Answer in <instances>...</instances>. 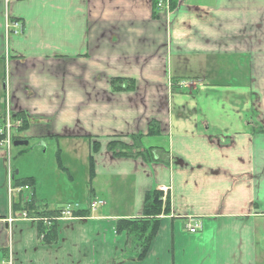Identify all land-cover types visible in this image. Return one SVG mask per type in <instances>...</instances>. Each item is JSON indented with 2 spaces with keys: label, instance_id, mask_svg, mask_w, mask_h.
Returning a JSON list of instances; mask_svg holds the SVG:
<instances>
[{
  "label": "crops",
  "instance_id": "obj_1",
  "mask_svg": "<svg viewBox=\"0 0 264 264\" xmlns=\"http://www.w3.org/2000/svg\"><path fill=\"white\" fill-rule=\"evenodd\" d=\"M7 1L22 32L5 33L0 0V128L8 110L25 122L13 133L22 146L62 143L80 161L82 144L87 204L76 208L103 205L57 221L56 243L41 244L37 222L12 215L11 202H64H46L34 179L9 200L0 150V264L9 254L13 264H264V0L158 10L159 0ZM113 79L133 89L114 91ZM152 121L160 134L147 137ZM139 134L145 149L167 154L144 162L107 151L114 137ZM159 188L170 212L138 262L116 224L141 218L144 194Z\"/></svg>",
  "mask_w": 264,
  "mask_h": 264
},
{
  "label": "trees",
  "instance_id": "obj_2",
  "mask_svg": "<svg viewBox=\"0 0 264 264\" xmlns=\"http://www.w3.org/2000/svg\"><path fill=\"white\" fill-rule=\"evenodd\" d=\"M114 91H126L133 89L132 81L113 79L111 82ZM25 128V122L21 129ZM160 134V127L156 121H152L148 125L147 137H155ZM143 135H132L120 139L114 137L109 141L106 148L116 158H140L144 162H158L159 148L145 149L142 146ZM16 140V138H15ZM99 150L98 143L91 144L92 153ZM167 154L163 151V156ZM89 172L92 173L93 159L90 155L88 158ZM34 180L30 179L25 182L13 178V188L27 186L29 189L33 187ZM20 196V194H17ZM11 213L25 214L27 218L37 220V238L41 244L52 245L57 241V230L55 219L60 216L62 207L58 206L54 209H48L46 205L37 206L35 202L29 198L28 200L19 197L17 203L11 202ZM170 212L169 197L164 196L158 190H150L144 194L142 205V216L139 219L119 220L116 224V234H125L126 243L124 252L135 261H142L149 250V247L157 234L160 217L168 215ZM72 216L75 218H86L89 216V211L74 210ZM46 221V222H45ZM47 222L51 225H47Z\"/></svg>",
  "mask_w": 264,
  "mask_h": 264
},
{
  "label": "rangeland",
  "instance_id": "obj_3",
  "mask_svg": "<svg viewBox=\"0 0 264 264\" xmlns=\"http://www.w3.org/2000/svg\"><path fill=\"white\" fill-rule=\"evenodd\" d=\"M156 141L158 142L157 146L163 148L165 142ZM35 143L31 141L28 146L17 147L12 145L9 155H6L7 160L11 162L10 168L14 172H18L15 176L16 181L21 180L25 182L34 179L36 192L46 202H50L51 205L56 201L64 202L59 204L54 203L55 208L58 206L64 208L68 205L83 208L87 204V187L84 183V171H82V153L84 151L82 144L80 147L81 159L79 161L69 156L71 154L67 152L66 147L62 143L57 144L54 142L42 148L34 146L36 145ZM152 143L155 145V142ZM163 151H165V148L159 151L160 156H163ZM85 154L87 157V172H89L88 158L90 155L88 152ZM68 167L71 169V174L64 171ZM70 175L74 176L72 181L69 180Z\"/></svg>",
  "mask_w": 264,
  "mask_h": 264
},
{
  "label": "built area",
  "instance_id": "obj_4",
  "mask_svg": "<svg viewBox=\"0 0 264 264\" xmlns=\"http://www.w3.org/2000/svg\"><path fill=\"white\" fill-rule=\"evenodd\" d=\"M173 0H159L155 7L156 9H162V8H169V4ZM180 1V0H176ZM7 5L8 1L4 0V31L6 34L12 33L14 35H19L22 32V25L20 22L16 20L10 19L8 12H7ZM22 126V120L20 119H13L11 116V113L7 110L4 115V123L3 126L0 128V150L6 151L7 154H9L10 148H11V139H12V133L14 131H17ZM10 181H11V173L8 169V194L12 192L10 188ZM26 191L28 190L27 187L19 188L17 191ZM159 191L166 193L165 188H159ZM103 203L101 201H92L89 205V210L91 212H94L98 207H101ZM72 212L73 208L71 206L64 207L61 212L60 216L55 219V221L59 220H66V219H72ZM21 218H26L25 214L21 215ZM37 221V220H35ZM8 222H12V219H9ZM46 222V221H45ZM47 225H51V223L47 222ZM187 231L191 234L197 233L201 229L200 223H194V224H187L186 226ZM1 264H13L11 254H9L7 260L3 261Z\"/></svg>",
  "mask_w": 264,
  "mask_h": 264
},
{
  "label": "water",
  "instance_id": "obj_5",
  "mask_svg": "<svg viewBox=\"0 0 264 264\" xmlns=\"http://www.w3.org/2000/svg\"><path fill=\"white\" fill-rule=\"evenodd\" d=\"M22 145H27V142L16 141L13 143L14 147L22 146Z\"/></svg>",
  "mask_w": 264,
  "mask_h": 264
}]
</instances>
